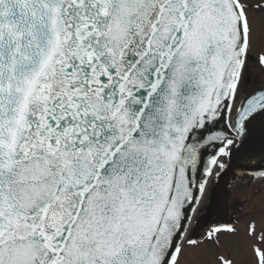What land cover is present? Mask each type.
<instances>
[{"label": "snow or ice", "instance_id": "6c2138e0", "mask_svg": "<svg viewBox=\"0 0 264 264\" xmlns=\"http://www.w3.org/2000/svg\"><path fill=\"white\" fill-rule=\"evenodd\" d=\"M0 264H264V0H0Z\"/></svg>", "mask_w": 264, "mask_h": 264}]
</instances>
